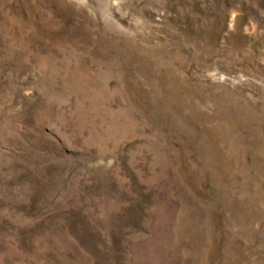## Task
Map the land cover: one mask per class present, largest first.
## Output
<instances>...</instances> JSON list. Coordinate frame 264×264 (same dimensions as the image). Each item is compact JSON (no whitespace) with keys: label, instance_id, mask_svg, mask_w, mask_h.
<instances>
[{"label":"rangeland","instance_id":"obj_1","mask_svg":"<svg viewBox=\"0 0 264 264\" xmlns=\"http://www.w3.org/2000/svg\"><path fill=\"white\" fill-rule=\"evenodd\" d=\"M0 264H264V0H0Z\"/></svg>","mask_w":264,"mask_h":264}]
</instances>
